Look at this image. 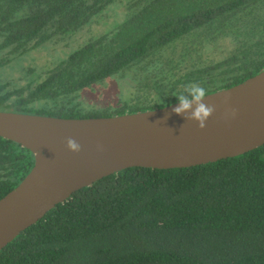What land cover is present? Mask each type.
<instances>
[{
	"label": "trees",
	"instance_id": "16d2710c",
	"mask_svg": "<svg viewBox=\"0 0 264 264\" xmlns=\"http://www.w3.org/2000/svg\"><path fill=\"white\" fill-rule=\"evenodd\" d=\"M126 17L25 84L0 82V110L99 117L207 93L264 69V0H0V68L96 21ZM129 80L116 106L87 109L84 89ZM11 85V88H9ZM33 152L0 136V198L34 166ZM0 264H264V144L170 169L129 167L58 203L0 250Z\"/></svg>",
	"mask_w": 264,
	"mask_h": 264
},
{
	"label": "water",
	"instance_id": "95a60500",
	"mask_svg": "<svg viewBox=\"0 0 264 264\" xmlns=\"http://www.w3.org/2000/svg\"><path fill=\"white\" fill-rule=\"evenodd\" d=\"M215 110L200 129L176 114L178 101L99 117H60L0 110V136L30 149L35 163L0 198V250L77 190L129 167L170 169L235 157L264 144V69L207 93ZM72 138L81 149L67 147Z\"/></svg>",
	"mask_w": 264,
	"mask_h": 264
},
{
	"label": "rangeland",
	"instance_id": "374dc122",
	"mask_svg": "<svg viewBox=\"0 0 264 264\" xmlns=\"http://www.w3.org/2000/svg\"><path fill=\"white\" fill-rule=\"evenodd\" d=\"M126 7L115 3L98 21L86 25L76 33L64 38H54L26 54L12 59L0 68V82L23 85L51 68L57 61L66 57L73 49L84 44L91 37L105 32L116 21L126 17ZM129 80L109 78L104 83L84 89L81 98L87 109L116 106L130 96ZM11 88V85H9Z\"/></svg>",
	"mask_w": 264,
	"mask_h": 264
},
{
	"label": "clouds",
	"instance_id": "9594fccd",
	"mask_svg": "<svg viewBox=\"0 0 264 264\" xmlns=\"http://www.w3.org/2000/svg\"><path fill=\"white\" fill-rule=\"evenodd\" d=\"M178 100V106L173 108L176 114H183L192 109L195 104V109L191 111V115L186 117L198 121V127L203 129L206 127L205 121L212 115L215 110L214 105H206L202 101L207 96V90L199 82H189L184 85L183 90L178 95H175ZM67 147L73 152H79L81 149L74 139H67Z\"/></svg>",
	"mask_w": 264,
	"mask_h": 264
}]
</instances>
